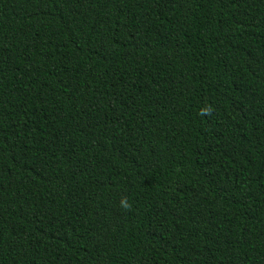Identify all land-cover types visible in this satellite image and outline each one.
Segmentation results:
<instances>
[{
  "label": "trees",
  "instance_id": "obj_1",
  "mask_svg": "<svg viewBox=\"0 0 264 264\" xmlns=\"http://www.w3.org/2000/svg\"><path fill=\"white\" fill-rule=\"evenodd\" d=\"M0 264H264V0H0Z\"/></svg>",
  "mask_w": 264,
  "mask_h": 264
},
{
  "label": "clouds",
  "instance_id": "obj_2",
  "mask_svg": "<svg viewBox=\"0 0 264 264\" xmlns=\"http://www.w3.org/2000/svg\"><path fill=\"white\" fill-rule=\"evenodd\" d=\"M121 206L125 209L130 208V204L127 202L126 198L121 201Z\"/></svg>",
  "mask_w": 264,
  "mask_h": 264
}]
</instances>
